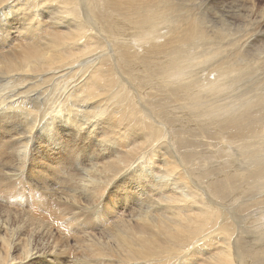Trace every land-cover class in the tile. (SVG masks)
<instances>
[{"label":"bare ground","instance_id":"6f19581e","mask_svg":"<svg viewBox=\"0 0 264 264\" xmlns=\"http://www.w3.org/2000/svg\"><path fill=\"white\" fill-rule=\"evenodd\" d=\"M206 4L209 0H185L183 3L180 0H0V90L22 82L39 86L25 96L15 91L0 92V111L4 109L10 113L16 125L0 136V190L8 194L6 200H0V220L5 224L10 219L18 222L17 228L9 229L13 234L11 244L0 237V245H7L5 251L0 252V264H22L31 261L34 255V259L40 257L45 264L50 258L64 254V250L58 252L56 246L49 245L52 233L39 222L40 219L28 214L29 211L12 213L6 207L13 196L18 198L24 194L27 185L25 174L16 182L22 164H16L12 145L19 140L18 144L28 147L22 137L35 129L28 117L39 119L40 127L47 123L70 124L77 126V131L84 124L96 126V129L114 124L107 138L113 139V144L116 142V152L126 159L109 161L107 164L115 165L114 168L102 172L95 170L88 179L81 173L83 186L91 191L95 185V191H99L110 178L115 181L122 177L131 164L147 153L148 167L140 166L143 170L147 168L144 172L149 174L151 170L157 175L163 171L165 178H172L168 186L166 182L158 186L156 181L150 182L148 177H143L149 183H156L152 184L155 191L147 193L154 204L151 202V207L147 208L160 210V216H150L151 211L144 212L141 208L134 212L138 214L133 219L127 220L110 236L114 244L115 238L121 240L120 249L128 255V260L169 264L186 248H195L201 238L199 235L205 236L207 224L212 223L216 225L213 232L217 231L226 247L208 264H264V225L250 222L253 221L251 214L243 216L252 209H264V41H258L256 35L246 37L254 30L251 25L264 28V15L257 12L256 22L254 7L244 5L241 12L237 11L243 25L235 27L220 20V27H208L205 10L209 7ZM203 6L204 10L196 13ZM80 12L84 16L81 20ZM72 15L77 16L79 22L70 29L72 25L61 21ZM67 25L69 31L61 30ZM44 29L48 31L46 39H39ZM11 33L15 35L14 40L26 37L32 41L10 51ZM65 76L70 77L66 79ZM141 77L152 79L147 85L151 91L145 93V86V91L140 92L138 80ZM144 84L147 83L143 81L141 85ZM8 88L16 90L14 86ZM49 88L54 92L62 90V97L48 96L53 100L50 104L67 105L65 111L60 107L46 108L44 102L48 100ZM159 96L163 100H157ZM179 102L184 103L183 107L176 105ZM223 102L227 105L221 104ZM188 104L206 107H203V115L210 114V130H203L200 124L193 125L198 121L193 120L197 111L187 107ZM60 115L62 120L57 118H61ZM18 121L23 122L25 132L19 128ZM69 129L72 130L62 127L60 132L67 134ZM48 132L49 136L53 135L51 141L64 142L60 133ZM211 140L220 148L213 152L217 159L226 160L220 167L216 164L214 169L201 173L196 171L198 164H194L191 149L204 150ZM145 143L154 150L146 152ZM38 149L39 146L37 154ZM6 154H10V159L3 161ZM163 160H168L166 165L157 163ZM64 167V178L76 180L77 174ZM55 173L60 175L58 168ZM176 183L186 190L183 196L169 195L159 201L154 198V201L150 195L173 191L170 187ZM193 188L197 190L195 194ZM242 195L254 197L239 210L237 200ZM18 200L24 202L21 198ZM125 201L126 197H121L120 202ZM50 207L46 212L53 216L56 212L52 204ZM194 207L197 215L190 213ZM47 209L45 207L44 211ZM65 214L71 216V212ZM257 215L263 217L264 212ZM96 220H103L102 225L107 221L102 215L96 216L92 226ZM232 240L236 248L234 257ZM86 241L88 247H79L85 248L83 251L87 249L88 254L96 251L100 256L106 254L96 247L97 244H92L94 241ZM12 250L21 252L18 258L10 256ZM72 260L75 264H86Z\"/></svg>","mask_w":264,"mask_h":264},{"label":"rangeland","instance_id":"374dc122","mask_svg":"<svg viewBox=\"0 0 264 264\" xmlns=\"http://www.w3.org/2000/svg\"><path fill=\"white\" fill-rule=\"evenodd\" d=\"M180 2L183 3L185 2V0H180ZM244 5H249L251 7H254L253 10L255 14L258 12L264 15V0H209V4H206V6L209 8L205 6L207 8V9L205 8L206 16L209 19L207 26L208 27H220L221 25L220 20H226L228 22V25L232 24V26H235V27L243 25L242 24L243 20H241L237 16V11L241 12L242 9L245 7ZM238 6H239V9H238ZM202 8L199 7L196 10V13H198L201 10L203 11L204 6ZM257 14L253 16L254 21H256ZM81 17H84L82 12H80V20H81ZM61 22H66L68 25H72L70 29H73L75 23L79 22V19L77 18V16L72 15V17H68L66 21H61ZM68 25L67 27L62 28L61 30L69 31L70 29L68 28ZM250 27L254 29L256 32H254V30L248 32L246 34L247 39L256 35L255 38H257L258 41L259 40L264 41V28L257 29V27H252V25ZM47 33L48 31L44 29L43 35L39 36L38 38L46 39ZM29 35L32 36V31H29ZM10 37L11 38L13 37L11 41L12 44L8 49L10 51H12L13 49H16L17 47L23 46L26 42L32 41L31 39H28L26 37H22V38L14 40L15 35L13 33L10 34ZM252 49H254V47H252ZM171 73L175 74L176 72L172 71ZM69 77L70 76H65L64 78L68 79ZM149 80H152V79L151 78L143 79V77H141V79L138 80V84H139L138 88L140 92L145 91L144 90L145 86L147 88L146 89L147 91H145V93L151 91L148 89L149 86H147L149 84L148 83ZM143 81L147 84L141 85ZM8 86H14L16 90H10ZM8 86L2 87L0 92L9 93L10 91H15L16 93L19 92L25 96V95H28L30 92H32L33 89L39 88V86L37 85H32V82H22L19 85L12 84ZM20 86H22V88H20ZM53 86L54 84H52V87ZM48 90L49 91L46 93V96H48V94H50V96H54V94H56V97L64 96V94H60L62 90H60V92H54V90H50V88ZM50 96H48V100L44 102V105L46 106L47 109H51L53 107H60L61 110H64V111L67 109L68 106L63 105L62 103H57L54 105L50 104V102L53 103V100H50ZM156 99L163 100V98L160 96L156 97ZM232 100L233 99H230L231 102ZM230 101H227V102H230ZM227 102H223L221 104L227 105ZM48 104H50V106H48ZM136 105H137L136 107L139 109L138 103H136ZM176 105L183 107L184 103H180V104L176 103ZM189 106L190 108H195V110L197 111V113H194L195 116L193 115V120H198L197 121L198 123L194 122L193 125L200 124V127L201 128L203 127L202 128L203 130L204 129H207V131L208 129L210 130L211 125H209L210 120L208 119V116L210 114L206 116L203 115V112H204L203 109L206 107L203 106L202 104L198 105L197 107H195L194 105L191 106L190 104H188L187 107ZM156 109L159 110L160 106L157 105ZM209 111L210 110L206 112L209 113ZM8 114L10 113H7L4 109L0 111V136L3 132H6L8 129H11L13 126H16L13 119H11V116ZM61 115H60L61 118L57 117L59 120H62L63 118V116ZM28 119H29L30 124L35 128L34 132L32 131L33 130L32 129L30 134L26 133L27 137H22V140L24 142H27L28 147H25L23 144H18L19 140H15L14 141L15 144L12 145V149L15 153L16 164L18 165L19 163L22 164V168L19 172L21 174L18 177L19 179L17 178L16 182L18 181L20 182L23 174L26 175L25 181L28 186L25 185V189H23L24 190L23 192L24 194H22L23 197L22 195L18 197L24 200V202L22 203L21 201H19L17 196L16 197L13 196L11 200H8L6 202V207L7 208L9 207L12 213L14 212V213L21 214V213H26V211H29L28 214L31 213L30 215H32L33 217H36V219H40L39 222H41L52 233L49 245L51 247L56 246L58 249V252L60 250H64L63 252L65 254V255L63 254L64 257L63 256L60 257V255H56L54 258H50L49 263L46 261L45 264H75L72 259L84 261L86 264H144V262L134 261L131 259L128 260V255L123 250L120 249L119 244L121 243V240L115 238L116 244H114L110 236L115 231H117L119 229V226L123 225L127 220L133 219V217L138 214V213L135 214L134 212L137 210H140L141 208L144 209L143 210L144 212H146V210H148L149 212L151 211L152 213L151 212L149 213L150 216L156 215V217L158 218L160 216L158 215L160 210H153V209L149 210L147 208V206L151 207L152 205L150 204L151 202L154 204L153 201H150L151 198H147V195H148L147 193L149 191L150 192L155 191L152 189V184H154L155 186L156 183L155 182L149 183L144 178L148 177V180L150 182L151 180L156 181L158 183V186H164L165 182H166L165 186H168V184H171L173 182L172 178H169V180L171 181H169L168 178H165L166 174H164L163 171H159L158 173H156L158 176L153 175L155 173H153L151 170H149V174L145 173L144 170L147 168H145L144 170L142 168L143 166L148 167L146 163L147 162L146 159L149 154L147 153L145 154L147 156L142 157V158L140 157L138 160H136V162L131 164L133 167L130 166L132 168L129 167L127 169L128 171L125 170L126 172L125 171H124L125 173L123 172L124 174L122 175V177L117 178V180L115 179V181L112 180V178H110L109 181H107L106 183L100 186L99 191L97 192L95 191L96 185L92 187L94 191H91L86 186H83L84 184L80 179L81 173H85L84 177L87 175L86 178L88 179L91 177L90 174H94L93 172L95 170H100V172H102V170L104 169L114 168L115 165L112 166L107 163L109 161H112L114 159H119L122 156H124L116 152L115 150L116 142L113 144L112 143L113 139L107 138L108 132L110 133L113 130V128H115L114 124L109 123L97 129L94 128L96 126L93 127V126H89L88 124H84L82 126L83 128L81 127L77 131L78 128L77 126L75 127V125L72 127L70 124L68 126H61L58 124L49 125L47 123L43 125V127H40L39 124H41V121H39V119H35L34 117H28ZM85 120L87 121L88 118ZM18 123H17L18 126L20 125L19 128L21 130L22 129L24 130L22 126L23 122L21 123L18 121ZM201 124H203V126ZM62 127H71L72 130L69 129L70 132L67 134H64L60 132ZM48 131L60 133L62 136V140L65 143L60 141L58 144L57 140L51 141L50 136H53V135L50 134L49 136ZM23 132H25V130ZM121 137H124V136L121 135ZM131 137H133L132 134H131ZM219 137L221 140L222 135H220ZM34 140L37 144L33 142ZM196 140L199 141L197 138ZM220 140L218 142L219 144H220ZM33 143L35 144L34 147L32 145ZM64 144L67 145V148L65 149H64ZM207 144H209L208 146L209 148L206 146L204 150H201L200 148L191 149V151L193 152L195 156L193 159L194 164L195 165L198 164L197 166L199 167L198 168L196 166L197 168L196 171H199L201 173L204 171L208 172V170L214 169L216 164L217 166L222 165V163H224L223 161L226 160V158L217 159L216 157L217 155L213 153L214 150H217V151L220 150V148L218 147L219 145L217 147L214 146V144H216L214 140L207 141ZM222 144H225V143L222 142ZM37 146L40 147V149H38V154L35 152ZM147 146H148V149L146 150V152L149 150H151L150 152H152L154 150L150 148L151 146L149 145V143H145L143 147H147ZM195 151L197 152L195 153ZM131 153H134L133 150L131 151ZM1 154H2V150H0V155ZM6 158H8L7 159L8 161L10 159V154L8 155L6 154L5 156H3L2 160L4 161L6 160ZM207 158H209V160H207ZM124 159L126 158L123 157L120 160H124ZM166 162H168V160L159 161L157 163L158 164L160 163L161 165H166ZM64 166L65 167L67 166L71 170V172L77 174L76 180H70V179L64 178V174H65L64 169H63ZM76 167L78 169H76ZM57 168H58V172L60 175H58V173H55ZM139 174L140 175L143 174V175L139 176ZM159 176L161 177L159 178ZM164 180H167V181H164ZM160 182L162 184H160ZM110 183L111 185L109 186ZM178 186L179 185L176 183V185L174 184V186L170 187V188L173 187V191L161 193L157 196L153 195L152 193L150 195L153 196L152 197L153 200L155 198L156 201H159V199H161L164 196L166 198L169 195L177 196V197L181 195L183 196L186 193L185 192L186 190L183 191L181 187L180 186L178 187ZM174 187L175 188L177 187V188L175 189ZM197 189L199 190V188ZM192 192L193 194H195L197 190L193 188ZM94 194H98V196H94ZM254 195L256 194L254 193ZM254 195H252V197L251 195H248V198L246 196L245 198L247 199V202L245 201L246 199L244 198L243 195H242L243 196L242 198L238 197L237 202L240 205V206L238 205L239 206L238 209L243 210L244 207L242 206H247V203L248 204L250 203L248 202V200L253 199ZM7 196L8 194L6 192H3L2 190H0V200H3V199L6 200ZM124 196L126 197L127 201L121 203L120 202L121 197H124ZM94 198H96L98 202H96ZM46 203H48V205L50 204V206L51 204L54 206V211L56 213L54 214L52 213L53 216H50V213L46 212L50 210L49 208H51L50 206L46 205ZM136 203L139 204L141 207H136L135 205ZM191 204L189 206H191ZM43 205L46 207V209L47 208L48 209L44 211L45 207ZM40 206H41V209H39ZM194 206H197V205H194ZM66 211L71 212V216L70 214L66 215L65 214ZM262 211L264 212V209L255 208V209H252V211H248L246 213L242 212V213H244L243 216L251 214V220L253 221H250V222H254V224L264 225V219H263L264 216L262 217V216L257 215L258 212H262ZM190 213L192 215H197V211L195 210V207L193 208V212H190ZM56 214L58 215L56 216ZM100 215L106 218L107 220L106 223L102 225L101 221L103 220H96L95 221L96 223L92 226L94 217L100 216ZM261 217L263 220H261ZM194 219H198V217L194 216ZM64 222L68 223L69 227H65ZM217 222L219 223L220 220H217ZM202 223H203V220L201 222V225ZM3 226H5V229L2 228ZM17 226H18V222L16 220L10 219V221L7 222L6 224L4 223L3 220H0V237L6 240V243L9 242L11 244L10 240L13 234L9 232V229L17 228ZM207 226H206V235L205 236L203 234L199 235V238L200 237L201 238L199 239V242L196 244L195 248L194 246L190 250H189L190 247L186 248L187 250H183L182 251L183 254L179 256L177 260L174 259L171 261V263L169 262V264H181V263L182 264H208L213 258H218L219 257L218 255L220 254L219 252L221 250H225L226 246L225 244L221 242L222 240L218 237V234L216 233L217 231L215 233L213 232L216 229V225L210 223L209 225L207 224ZM40 229H42V227H40ZM21 234H22V237L25 238L24 230H22ZM206 237H209V238H206ZM195 239L193 240V242L196 241ZM86 240L94 241L92 242V244L93 243L97 244L96 247L102 248L106 252V254L100 256L98 255V253H96V251L95 252L91 251L90 254L87 253L89 252V251H86L87 249L83 251L85 248H79V247L81 245L88 247ZM6 243L2 246L0 245V252L5 251V247L7 246ZM231 248L233 252L232 256L234 257L236 248H234L233 240L231 241ZM198 251H200V253ZM30 253L34 254L35 252L31 251ZM20 254L21 252L16 251V250H12L10 252V256L14 258H18ZM35 256L36 255H34V257ZM34 257L31 259L29 258L31 261L22 262V264H42V261H44L40 257L35 258V259ZM145 264H150V263L145 262ZM151 264H155V262H151ZM156 264H163V263L158 262Z\"/></svg>","mask_w":264,"mask_h":264}]
</instances>
